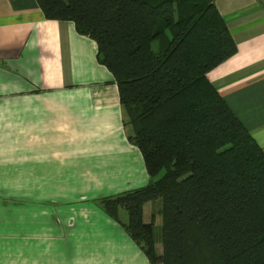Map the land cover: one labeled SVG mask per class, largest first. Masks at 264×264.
I'll return each mask as SVG.
<instances>
[{"label": "crops", "instance_id": "obj_1", "mask_svg": "<svg viewBox=\"0 0 264 264\" xmlns=\"http://www.w3.org/2000/svg\"><path fill=\"white\" fill-rule=\"evenodd\" d=\"M215 6L236 52L208 78L264 151V0ZM148 180L95 41L36 0H0V264H150L96 203Z\"/></svg>", "mask_w": 264, "mask_h": 264}, {"label": "trees", "instance_id": "obj_2", "mask_svg": "<svg viewBox=\"0 0 264 264\" xmlns=\"http://www.w3.org/2000/svg\"><path fill=\"white\" fill-rule=\"evenodd\" d=\"M36 2L95 41L149 177L97 205L150 264H264V151L207 75L236 52L215 0ZM158 199L161 254L143 220Z\"/></svg>", "mask_w": 264, "mask_h": 264}, {"label": "rangeland", "instance_id": "obj_3", "mask_svg": "<svg viewBox=\"0 0 264 264\" xmlns=\"http://www.w3.org/2000/svg\"><path fill=\"white\" fill-rule=\"evenodd\" d=\"M153 207V211L152 213L154 214V228H153V234H154V239L156 241H160L161 238V223H162V217H161V213H160V209H161V201L155 200L153 201L152 204ZM124 213L126 214L125 210H123Z\"/></svg>", "mask_w": 264, "mask_h": 264}]
</instances>
